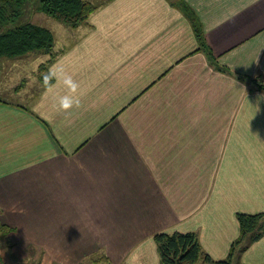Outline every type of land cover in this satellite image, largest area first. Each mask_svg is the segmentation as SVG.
<instances>
[{
	"label": "crops",
	"instance_id": "crops-1",
	"mask_svg": "<svg viewBox=\"0 0 264 264\" xmlns=\"http://www.w3.org/2000/svg\"><path fill=\"white\" fill-rule=\"evenodd\" d=\"M186 1L218 61L264 83V0ZM58 23L61 43L73 38L39 64L53 55V82L13 83L25 103L0 86V221L25 218L9 236L16 258L34 246L40 264L97 253L161 264L154 235L174 231L198 232L211 258H227L236 215L249 213L243 186H264V93L195 53L192 26L167 0L108 1L93 28ZM257 242L238 264H256Z\"/></svg>",
	"mask_w": 264,
	"mask_h": 264
},
{
	"label": "trees",
	"instance_id": "trees-1",
	"mask_svg": "<svg viewBox=\"0 0 264 264\" xmlns=\"http://www.w3.org/2000/svg\"><path fill=\"white\" fill-rule=\"evenodd\" d=\"M29 1L0 0V57L2 58L15 59L30 56V54H49L53 52L55 39L50 29L31 22L21 21L23 6ZM108 1L112 0H106L98 4L90 0H40L39 10L70 27L85 26L93 28L90 23L91 17ZM167 1L172 7L182 12L192 26L198 43L195 53L202 52L216 71L241 78L246 82L251 81L253 84L251 91L259 90L264 93V83L257 79H250L247 76H238L235 71L218 61L206 40L203 23L199 15L186 0ZM53 61L54 57L52 55L49 63H42L39 67V73L45 79V85L52 83L54 80L53 75L48 78V72L47 75L45 74ZM46 76L47 78H45ZM0 102L3 101L0 99ZM45 124L48 126V123L45 122ZM236 218L240 226V236L232 243L227 258L221 260L211 258L202 248L198 232H159L154 235V241L158 248L161 264H235L241 253L264 237V212L255 214L239 212ZM16 231L15 227L0 221V264H25L27 261H29V264H40L42 254L35 258L36 249L31 246L26 260L16 261L15 254L12 251L13 242L8 237ZM1 245H7L9 255L5 252V246ZM94 255L89 257L92 263L109 264V258L105 254L102 253L97 258L93 257Z\"/></svg>",
	"mask_w": 264,
	"mask_h": 264
},
{
	"label": "rangeland",
	"instance_id": "rangeland-1",
	"mask_svg": "<svg viewBox=\"0 0 264 264\" xmlns=\"http://www.w3.org/2000/svg\"><path fill=\"white\" fill-rule=\"evenodd\" d=\"M39 1L40 0H30L29 2H27L23 6V16L21 18V21L22 22H31V23L41 25V26H44V27H47L48 29H50L52 31L54 39L56 41L54 49L56 47V50H57L58 48H57L56 44L58 43V45H60V43L63 39V34L66 33L65 26L58 23L56 21V19L48 16L43 11L39 10V5H40ZM90 1L98 4V3L106 1V0H90ZM70 29H72V28H70ZM79 29H81V27ZM79 29H72V31H73L72 35H77L79 32ZM67 35H68V33H67ZM69 38H73V37H67L65 39V41L62 42L61 44L66 45L68 43ZM43 55H44V53L43 54L38 53V54H34V55L30 54V56H24V57H29L28 58L29 60L20 58L17 61L15 60L17 58L12 59V58L0 57V83H1L0 86L3 89V91L1 92L2 93L1 97L3 99H6V100H9L12 102H20V103L23 102V103H25L24 101H21V98L16 99V95L12 93L11 85L13 83L16 85L17 83H21V82L22 83H29L30 81L31 82L35 81V76L37 74H40L38 72L39 64L47 59L46 54H45V57ZM37 79H38V77H37ZM118 107L119 106L117 104H114V105L109 107V110L114 111V110H117ZM249 190L250 189H244V186H243L242 201L239 204V210H242V209L246 210L249 212V214L264 212V209H263L264 208V199H262V197H260V195L262 193H264V186L259 185L258 187L255 188V191L253 193H250ZM41 204L43 206V203H41ZM240 208H242V209H240ZM244 213H246V212H244ZM24 219L25 218L10 217V218L6 219V221L9 222L10 226L13 225L12 227H15L14 225H16L18 228L23 229V227H24L23 220ZM56 227L57 226L53 225V229H55ZM17 235L20 236V235H22V233L21 234L17 233ZM50 237L58 238V234L51 232ZM9 239H10V237H9ZM1 243L3 244V241ZM256 245H258V246L254 251L256 253L260 254L258 257H256V264H264V237L261 240H259ZM1 246H5V252L9 255V253L7 252V248H8L7 245H1ZM32 247H34V246H32ZM99 256H101V255L97 253L93 257L97 258ZM16 261L21 262V261H18L17 258H16ZM28 262L29 261H27L25 264H27ZM12 263H14V262H12ZM241 263L244 264L245 262H242V260H241L240 264ZM81 264H93V263L90 260H85ZM101 264H104V263H101ZM235 264H238V263L236 262Z\"/></svg>",
	"mask_w": 264,
	"mask_h": 264
},
{
	"label": "clouds",
	"instance_id": "clouds-1",
	"mask_svg": "<svg viewBox=\"0 0 264 264\" xmlns=\"http://www.w3.org/2000/svg\"><path fill=\"white\" fill-rule=\"evenodd\" d=\"M64 82L66 84H71L72 89L76 88L75 82L72 81L70 76H66ZM71 106V102L68 100V97H62L60 100V107L63 109H67Z\"/></svg>",
	"mask_w": 264,
	"mask_h": 264
}]
</instances>
